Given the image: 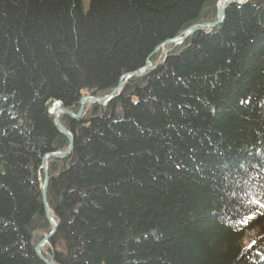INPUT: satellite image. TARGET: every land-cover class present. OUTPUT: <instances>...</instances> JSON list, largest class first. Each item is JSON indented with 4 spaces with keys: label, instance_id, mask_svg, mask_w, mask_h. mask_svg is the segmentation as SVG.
<instances>
[{
    "label": "trees",
    "instance_id": "16d2710c",
    "mask_svg": "<svg viewBox=\"0 0 264 264\" xmlns=\"http://www.w3.org/2000/svg\"><path fill=\"white\" fill-rule=\"evenodd\" d=\"M215 2L0 0V264H44L41 157L68 145L52 101L76 112L81 96L107 94L161 42L214 18ZM263 4L230 5L107 105L60 115L73 145L48 160L55 264H261ZM238 183L257 194L215 191ZM246 230L257 237L242 250Z\"/></svg>",
    "mask_w": 264,
    "mask_h": 264
},
{
    "label": "water",
    "instance_id": "95a60500",
    "mask_svg": "<svg viewBox=\"0 0 264 264\" xmlns=\"http://www.w3.org/2000/svg\"><path fill=\"white\" fill-rule=\"evenodd\" d=\"M230 4V0H228V4ZM225 9V7L223 8ZM222 18V11H218V19L216 22L212 23V24H208L206 26H215L216 24H218L221 21ZM204 27H195V26H191L187 29H185L183 32H181L177 37H175L174 39L171 40H166L164 43H178L181 42L182 40H184L188 35L196 32V31H200L202 28ZM149 70V64L148 61H145L143 67L139 70H136L134 72H131L128 74V76L126 78H128L129 76H135V77H140L144 74L145 71ZM126 78L124 80H120L118 85L106 96L104 97H92V96H87V97H83L80 99L79 101V110L77 112V114L73 115L71 114L69 111H67L66 109L62 108L61 105L59 104V102H54L51 108V114L53 115L54 118V123L58 129V131L63 134L68 142H69V146L66 150L61 151V152H56V153H48L46 155H44L42 157V161L43 164L41 165V168L44 172V182L41 186V197H42V203H43V210H44V214L49 222V225L51 227V231L48 235L44 236L38 243H36L34 245V251L37 255V257L39 258V260H41L44 264H54L53 261L50 259H46L42 253L40 252V248L41 246L46 243L55 233L56 231V227H57V222L52 218L47 203H46V187H47V183H48V175H47V171H46V166L44 163V160L48 157H53V158H61L63 156H65L66 154H68L71 149H72V138L69 135V133L67 132V130L61 125L59 119H58V114L59 113H63L65 115H68L71 118H78L80 116V114L82 113L83 110V106L85 103L87 102H91L94 104H99V105H105L110 99H112L115 95L118 94V92L121 90V88L124 85V82L126 80ZM57 105V106H55Z\"/></svg>",
    "mask_w": 264,
    "mask_h": 264
},
{
    "label": "rangeland",
    "instance_id": "374dc122",
    "mask_svg": "<svg viewBox=\"0 0 264 264\" xmlns=\"http://www.w3.org/2000/svg\"><path fill=\"white\" fill-rule=\"evenodd\" d=\"M222 1H220V2H222ZM81 2H82L83 10L86 11L87 7H88V0H81ZM220 2L218 3V5H221ZM167 52H168V49H164L161 52H159L156 56V61H160ZM229 182H231V180H229ZM246 183H248V180ZM242 184L243 183H238L237 185H242ZM251 185H252V183H251ZM247 186L248 185H246V184H243L241 187L237 186V188L234 190V192L223 191V190H215V191H218V193H221L223 195V197L228 199L231 203L235 202V201L240 202L241 199H245V198L249 199V197L251 198L252 193L257 194L255 192H252V190H250V189H249L250 191L246 193V190L248 188ZM225 213H227V211L226 212L220 211V213L216 214L217 217L222 222H225V220H228L226 218L227 214H225ZM255 231L256 230H246L244 232L243 237L240 240V249H242V250L247 249V246L252 242V240L255 237Z\"/></svg>",
    "mask_w": 264,
    "mask_h": 264
},
{
    "label": "bare ground",
    "instance_id": "6f19581e",
    "mask_svg": "<svg viewBox=\"0 0 264 264\" xmlns=\"http://www.w3.org/2000/svg\"><path fill=\"white\" fill-rule=\"evenodd\" d=\"M221 3V5H222V3H223V1L222 2H220ZM219 6V5H218ZM220 7V6H219ZM56 106V105H55Z\"/></svg>",
    "mask_w": 264,
    "mask_h": 264
},
{
    "label": "flooded vegetation",
    "instance_id": "af4514ba",
    "mask_svg": "<svg viewBox=\"0 0 264 264\" xmlns=\"http://www.w3.org/2000/svg\"><path fill=\"white\" fill-rule=\"evenodd\" d=\"M219 6H221V5H219Z\"/></svg>",
    "mask_w": 264,
    "mask_h": 264
}]
</instances>
